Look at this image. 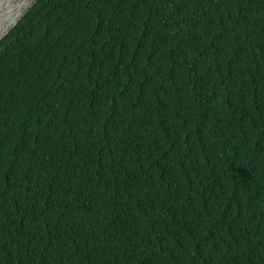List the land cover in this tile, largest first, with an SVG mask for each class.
Masks as SVG:
<instances>
[{
    "label": "trees",
    "instance_id": "trees-1",
    "mask_svg": "<svg viewBox=\"0 0 264 264\" xmlns=\"http://www.w3.org/2000/svg\"><path fill=\"white\" fill-rule=\"evenodd\" d=\"M0 264H264V0H39L0 42Z\"/></svg>",
    "mask_w": 264,
    "mask_h": 264
},
{
    "label": "water",
    "instance_id": "water-1",
    "mask_svg": "<svg viewBox=\"0 0 264 264\" xmlns=\"http://www.w3.org/2000/svg\"><path fill=\"white\" fill-rule=\"evenodd\" d=\"M39 0H0V42Z\"/></svg>",
    "mask_w": 264,
    "mask_h": 264
}]
</instances>
